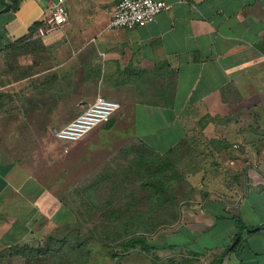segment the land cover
Segmentation results:
<instances>
[{"label": "crops", "instance_id": "1", "mask_svg": "<svg viewBox=\"0 0 264 264\" xmlns=\"http://www.w3.org/2000/svg\"><path fill=\"white\" fill-rule=\"evenodd\" d=\"M164 1L155 21L117 29L119 0H65L66 25L36 37L56 0H0L3 262L72 223L74 201L127 183L126 168L130 181L141 144L187 146L197 169L150 264H264V0ZM98 95L120 102L112 119L57 137Z\"/></svg>", "mask_w": 264, "mask_h": 264}, {"label": "rangeland", "instance_id": "2", "mask_svg": "<svg viewBox=\"0 0 264 264\" xmlns=\"http://www.w3.org/2000/svg\"><path fill=\"white\" fill-rule=\"evenodd\" d=\"M64 122L58 121L56 127L60 128L63 125L59 124ZM40 138L46 141L49 137L44 135ZM132 154L131 152L130 181L126 168L124 178L127 183L106 185L104 194H94L96 196L94 198L74 201L76 216L72 223L60 226L49 235L42 236L33 247L8 252L25 256L23 262L9 258L4 260L6 262L0 259V264L158 262L159 258L154 257L151 248L144 252L142 246L138 245L135 249L125 250L120 243L128 239L145 237L154 245L162 233V228L166 227L165 224L176 223L177 203L192 190L187 179L197 170L196 162L187 146L169 155L160 156L137 144L136 155ZM165 197L168 200L165 201ZM166 202L169 203V209L162 210V203ZM161 238L162 236L159 238L160 242ZM180 240L190 242L192 237L184 239L173 236L167 240L164 238L163 241L176 243ZM176 259L174 256L168 263L187 262L185 259L182 260L183 258L179 260L181 262H177Z\"/></svg>", "mask_w": 264, "mask_h": 264}, {"label": "built area", "instance_id": "3", "mask_svg": "<svg viewBox=\"0 0 264 264\" xmlns=\"http://www.w3.org/2000/svg\"><path fill=\"white\" fill-rule=\"evenodd\" d=\"M171 4L164 0H119L115 6L110 26L112 28L134 29L155 21L157 15L170 9ZM68 13L65 0H56L53 11L36 29V37L45 36L66 25ZM121 108L119 101L98 95L95 100L74 119L56 129L57 137L78 140L95 127L108 123Z\"/></svg>", "mask_w": 264, "mask_h": 264}, {"label": "trees", "instance_id": "4", "mask_svg": "<svg viewBox=\"0 0 264 264\" xmlns=\"http://www.w3.org/2000/svg\"><path fill=\"white\" fill-rule=\"evenodd\" d=\"M1 10L2 8L0 7V11ZM138 245H141L143 250L157 247L156 245L151 244L145 237L128 239L127 241L120 243V246H122L125 250L135 249Z\"/></svg>", "mask_w": 264, "mask_h": 264}]
</instances>
